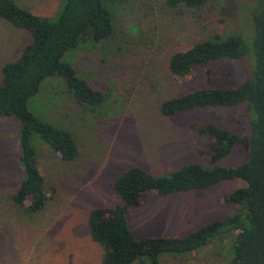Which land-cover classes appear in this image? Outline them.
<instances>
[{"label": "rangeland", "instance_id": "374dc122", "mask_svg": "<svg viewBox=\"0 0 264 264\" xmlns=\"http://www.w3.org/2000/svg\"><path fill=\"white\" fill-rule=\"evenodd\" d=\"M15 1L37 16L50 18L62 4V0ZM112 2L113 38L104 43L86 39L63 58L79 78L104 95L103 102L95 108L81 106L65 92L59 78L50 77L27 103L39 120L68 132L78 153L74 160L62 161L32 136L47 197L38 211H24L11 201L22 179L15 154L19 124L13 117L0 118V264H100V249L90 239L86 218L95 208L118 204L113 184L122 172L138 167L151 176L166 177L187 163L210 166L205 138L188 130L192 121L210 122L240 136L218 165L234 167L248 156L249 125L243 104L195 109L170 118L158 109L162 101L183 93L236 87L249 78L251 58L210 62L182 82L174 81L167 70L172 53L211 35L238 32L250 44L251 25L241 0H217L203 11L168 9L164 0ZM28 38L26 32L0 20L1 64L12 61ZM205 67L211 70L209 85L204 84ZM242 186L240 180H231L164 197L145 195L129 209L127 227L137 239L186 236L230 216L236 207L221 204V197ZM231 242L223 236L189 254L161 255L158 264H226Z\"/></svg>", "mask_w": 264, "mask_h": 264}, {"label": "trees", "instance_id": "16d2710c", "mask_svg": "<svg viewBox=\"0 0 264 264\" xmlns=\"http://www.w3.org/2000/svg\"><path fill=\"white\" fill-rule=\"evenodd\" d=\"M113 0H62L58 13L40 17L15 0H0V20L28 34L19 54L0 68V118L13 117L19 124L18 162L22 179L12 194L14 206L24 211L40 210L46 202L43 180L36 167L31 144L37 136L62 161L78 155L72 136L39 120L27 107L47 78L57 77L65 92L79 105L99 106L104 95L79 78L63 61L69 50L86 39L104 43L113 38L109 6ZM217 0H164L168 9L192 11L211 8ZM247 8L252 38L245 44L238 32L210 37L189 48L172 53L167 60L170 77L186 81L192 71L210 62L250 59L249 78L236 87H202L162 101L163 117L189 113L195 109L233 108L243 104L249 125L248 156L234 167L217 163L228 156L240 136L210 122L192 121L188 130L204 137L209 167L187 163L166 177H155L131 167L114 180L119 199L112 208H95L86 218L90 239L100 249V264H158L161 255L181 256L206 247L221 237H230L231 255L226 264H264V0H241ZM204 84L212 81L205 67ZM240 180L242 187L221 197V204L236 207L230 216L209 222L183 237L134 238L126 217L141 197L169 196L203 190L222 181ZM52 193V189L49 190Z\"/></svg>", "mask_w": 264, "mask_h": 264}, {"label": "crops", "instance_id": "0c3cea01", "mask_svg": "<svg viewBox=\"0 0 264 264\" xmlns=\"http://www.w3.org/2000/svg\"><path fill=\"white\" fill-rule=\"evenodd\" d=\"M7 27H9V26L7 25ZM28 39H29V38H28ZM23 45H24V44H23ZM23 45H22V46H23ZM11 49H12V45H11L7 50H11ZM20 49H21V46H20L19 50H17L18 52H16L15 56L12 55V56H11L12 58H10V59H12V60H13V58L15 59V58L17 57V55L19 54ZM7 50H6V51H7ZM17 53H18V54H17ZM3 61H4V60L2 59L1 62H0V68H1V66L3 65V64H1ZM8 62H9V61H8ZM0 74H1V73H0ZM0 79H1V77H0ZM47 147H48V146L45 145V144H44V145H43V144L41 145V148H42V149H46ZM48 148H49V147H48ZM16 149H17V147H16ZM16 149H15V154H16V157H18V151H17Z\"/></svg>", "mask_w": 264, "mask_h": 264}]
</instances>
